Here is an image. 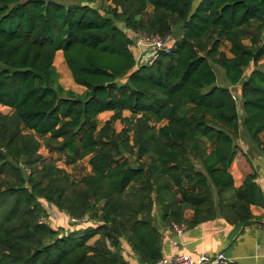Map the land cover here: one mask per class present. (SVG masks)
<instances>
[{
  "label": "trees",
  "instance_id": "1",
  "mask_svg": "<svg viewBox=\"0 0 264 264\" xmlns=\"http://www.w3.org/2000/svg\"><path fill=\"white\" fill-rule=\"evenodd\" d=\"M192 3L0 0V264H156L154 208L182 229L264 208L257 174L236 187L230 173L241 129L264 156V0ZM137 36L174 39L139 65ZM57 52L81 94L59 84ZM41 146L68 165L89 157V172L71 176ZM41 201L82 225L50 227Z\"/></svg>",
  "mask_w": 264,
  "mask_h": 264
},
{
  "label": "crops",
  "instance_id": "2",
  "mask_svg": "<svg viewBox=\"0 0 264 264\" xmlns=\"http://www.w3.org/2000/svg\"><path fill=\"white\" fill-rule=\"evenodd\" d=\"M137 38L131 48L136 59L138 56H146L145 48L138 44ZM239 143L240 139L236 141L239 152L230 168L234 185L238 187L243 175L254 171L257 174V183L264 193V156L254 149L253 152L248 145L243 148ZM250 211L252 218L246 224L228 225L218 214L214 220L183 229L178 234L171 225L160 221L154 208V223L162 235V257L183 254L195 260L202 254L222 253L233 264H264V208L251 206ZM57 213L62 215L63 220L69 221L66 215L58 211ZM124 255L129 264H138L134 257L125 252Z\"/></svg>",
  "mask_w": 264,
  "mask_h": 264
},
{
  "label": "rangeland",
  "instance_id": "3",
  "mask_svg": "<svg viewBox=\"0 0 264 264\" xmlns=\"http://www.w3.org/2000/svg\"><path fill=\"white\" fill-rule=\"evenodd\" d=\"M53 1L65 4V5H69V4H73V3L77 2V0H53ZM198 2H199V0H193L192 8H195V6L197 5ZM117 25L122 30H124L122 24H117ZM175 35H177V34H174V36ZM172 39H174V37L173 38L170 37V41ZM243 43L244 44H248V41L245 40V41H243ZM220 49L227 56H230L229 53H228V45L226 43H223L221 45ZM135 60H136V58H135ZM54 66H55V69H56L57 74H58V82L65 90H71V91H73V92H75L77 94H81L83 92V89L81 87L75 85L72 82L70 72L67 69L65 63L63 62V58H62V53L61 52H57L56 53L55 59H54ZM212 68H213V70H214V72L216 74V78H217L216 84L218 86H226V84H225V82L223 80V77H222V75H223L222 69L219 68L216 65H212ZM251 69H252V67L246 69L244 71L245 75H247L251 71ZM230 91L232 92V94H233V96H234V98L236 100V108H237V112H238L239 119H240V122H241L242 117H243V113L241 111V101L239 99L238 88L237 87H231ZM9 112H10V110L8 108L0 106V113L1 114L7 115ZM111 115H112L111 112L100 114L97 117L99 126H101L103 124V122L108 120ZM123 115L124 116H128L129 113L128 112H123ZM114 128H115L116 131H120L121 124L119 122H116L114 124ZM239 139H240V143H239L240 146H242L244 148V146L248 145L251 148V150L253 151L251 143H250L248 137L246 136V134L244 133L243 129L240 130L238 140ZM253 152H255V151H253ZM38 153L44 159H50V158L53 159L55 161V165L57 167L64 169L67 173H69L73 177L77 178V177L85 175V174H87L89 172V166L87 164L89 157L85 158L83 161H81V162H79L77 164L68 165L66 163V161H65V158L63 156H61L59 154H56V153H49L44 146L40 147ZM41 202H42V205L44 206V208L46 209L47 214H48L47 218L44 219V222L47 223V225H49L50 227H52L54 229H58L60 227L61 228L64 227L63 228L64 230L66 228H67L66 230H70L72 228H78L79 226L82 225V224L79 225V224L71 223L70 219H69V221H66L65 219L63 220L62 215H59L57 213L56 209H53V207H51L50 205L46 204L44 201H41ZM124 257H126V256L124 255Z\"/></svg>",
  "mask_w": 264,
  "mask_h": 264
},
{
  "label": "built area",
  "instance_id": "4",
  "mask_svg": "<svg viewBox=\"0 0 264 264\" xmlns=\"http://www.w3.org/2000/svg\"><path fill=\"white\" fill-rule=\"evenodd\" d=\"M138 44L145 48L146 56H138L136 59L137 64L144 65L152 63L160 53H169L171 49L170 37L160 38L159 36L145 37L138 36ZM71 223L81 224L83 220L70 219ZM176 233L180 234L182 228L172 225ZM228 259L224 254H202L198 259H192L187 255H173L168 258H162L156 264H227Z\"/></svg>",
  "mask_w": 264,
  "mask_h": 264
}]
</instances>
